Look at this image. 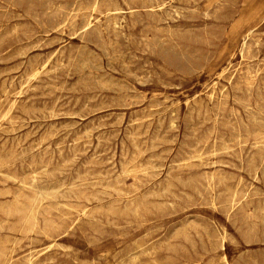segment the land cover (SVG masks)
Returning a JSON list of instances; mask_svg holds the SVG:
<instances>
[{
    "label": "rangeland",
    "instance_id": "rangeland-1",
    "mask_svg": "<svg viewBox=\"0 0 264 264\" xmlns=\"http://www.w3.org/2000/svg\"><path fill=\"white\" fill-rule=\"evenodd\" d=\"M0 28V264H264L227 250L264 245V0H0Z\"/></svg>",
    "mask_w": 264,
    "mask_h": 264
},
{
    "label": "bare ground",
    "instance_id": "bare-ground-1",
    "mask_svg": "<svg viewBox=\"0 0 264 264\" xmlns=\"http://www.w3.org/2000/svg\"><path fill=\"white\" fill-rule=\"evenodd\" d=\"M4 1V0H3ZM15 1V0H14ZM49 1V0H48ZM96 1V0H95ZM128 1H130V0H128ZM243 1V0H242ZM30 2V1H29ZM85 2V1H84ZM200 2H201V0H200ZM15 3V2H14ZM78 3V2H77ZM151 3H153V2H151ZM167 3V2H166ZM231 3V2H230ZM13 4V3H12ZM29 4V3H28ZM51 4V3H50ZM73 4H75V3H73ZM188 4H189V2H188ZM30 5V4H29ZM43 5V4H42ZM48 5H49V3H48ZM72 5V4H71ZM80 5V4H79ZM109 5V4H108ZM108 5H107V7H108ZM22 6V5H21ZM44 6V5H43ZM90 6V5H89ZM110 6V5H109ZM222 6V5H221ZM223 6H226V5H223ZM67 7H69V6H67ZM71 7V6H70ZM70 7H69V9H70ZM106 7V8H107ZM141 7V6H140ZM145 7V6H144ZM152 7V6H151ZM174 7V6H173ZM193 7V6H192ZM89 8V7H88ZM148 8V7H147ZM176 8V7H175ZM47 9V8H46ZM108 9V8H107ZM110 9V8H109ZM6 10H7V8H6ZM71 10V9H70ZM106 10V9H105ZM49 11V10H48ZM97 11V10H96ZM57 12V11H56ZM56 12H54V13H56ZM166 12H168V11H166ZM187 12V11H186ZM23 13V12H22ZM51 13V12H50ZM53 13V14H54ZM63 13V12H62ZM198 13V12H197ZM45 14H46V12H45ZM49 14V13H48ZM52 14V15H53ZM98 14H100V13H98ZM113 14V13H112ZM149 14V13H148ZM151 14V13H150ZM182 14V13H181ZM260 14V13H259ZM64 15H65V13H64ZM101 15V14H100ZM9 16V15H8ZM28 16V15H27ZM170 16V15H169ZM180 16V15H179ZM262 16V15H261ZM92 17V16H91ZM103 17V16H102ZM36 18V17H35ZM18 19V18H17ZM22 19V18H21ZM108 19V18H107ZM173 19V18H172ZM236 19V18H235ZM49 20V19H48ZM152 20V19H151ZM19 21V20H18ZM107 21V20H106ZM161 21V20H160ZM164 21V20H163ZM216 21V20H215ZM219 21V20H218ZM235 21V20H234ZM262 21V20H261ZM82 22H84L83 20H82ZM109 22V21H108ZM111 22V21H110ZM98 23H99V21H98ZM162 23V22H161ZM164 23V22H163ZM162 23V24H163ZM20 24V23H19ZM56 24V23H55ZM100 24V23H99ZM109 24V23H108ZM80 25H82V24H80ZM138 25H139V23H138ZM50 26V25H49ZM114 26V25H113ZM19 27V26H18ZM17 27V28H18ZM28 27H29V25H28ZM53 27V26H52ZM62 27V26H61ZM99 27H100V25H99ZM116 27V26H115ZM208 27V26H207ZM80 28V27H79ZM205 28V27H204ZM214 28H216V27H214ZM1 29V28H0ZM16 28H14V30H15ZM42 29V28H41ZM50 29V28H49ZM95 29V28H94ZM206 29H208V28H206ZM51 30H53V28L51 29ZM96 30V29H95ZM72 31V30H71ZM92 31V30H91ZM106 31V30H105ZM154 31V30H153ZM160 31V30H159ZM163 31H164V29H163ZM168 31V30H167ZM177 31V30H176ZM196 31V30H195ZM204 31V30H203ZM31 32V31H30ZM98 32V31H97ZM155 32H156V30H155ZM170 32V31H169ZM188 32V31H187ZM213 32V31H212ZM224 32H225V30H224ZM60 33V32H59ZM74 33V32H73ZM107 33V32H106ZM157 33V32H156ZM4 34V33H3ZM7 34V33H6ZM46 34V33H45ZM68 34V33H67ZM66 34V35H67ZM101 34V33H100ZM12 35V34H11ZM206 36H207V33L205 34ZM1 36V35H0ZM70 36V35H69ZM169 36H170V34H169ZM181 36V35H180ZM190 36V35H189ZM75 37V36H74ZM98 37H99V35H98ZM109 37V36H108ZM175 37V36H174ZM186 37V36H185ZM194 37V36H193ZM209 37H210V35H209ZM212 37V36H211ZM71 38V37H70ZM95 38V37H94ZM182 38V37H181ZM195 38V37H194ZM1 39V38H0ZM32 39V38H31ZM59 39V38H58ZM62 39V38H61ZM88 39H89V37H88ZM155 39H157V38H155ZM161 39V38H160ZM160 39H158V40H160ZM190 39V38H189ZM196 39V38H195ZM20 40V39H19ZM53 40V39H52ZM94 40V39H93ZM109 40V39H108ZM165 40V39H164ZM168 40V39H167ZM170 40V39H169ZM184 40V39H183ZM182 40V41H183ZM186 40V39H185ZM194 40V39H193ZM3 41V40H2ZM30 41V40H29ZM156 41V40H155ZM154 41V42H155ZM28 42V41H27ZM52 42H55V41H52ZM61 42V41H60ZM63 42V41H62ZM100 42V41H99ZM153 42V43H154ZM197 42V41H196ZM211 42V41H210ZM38 43V42H37ZM55 43H57V41L55 42ZM162 43V42H161ZM166 43V42H165ZM193 43V42H192ZM34 44V43H33ZM38 44H40V43H38ZM46 44V43H45ZM90 44V43H89ZM170 44V43H169ZM156 45H158V44H156ZM206 45V44H205ZM208 45V44H207ZM28 46V45H27ZM100 46V45H99ZM25 47V46H24ZM29 47H30V45H29ZM173 47V46H172ZM96 48V47H95ZM175 48H176V46H175ZM179 48V47H178ZM226 48V47H225ZM45 49H47V46H46V48ZM84 49V48H83ZM172 49V48H171ZM186 49V48H185ZM31 50V49H30ZM29 50V51H30ZM33 50V49H32ZM36 50V49H35ZM169 50V49H168ZM195 50V49H194ZM20 51V50H19ZM185 51V50H184ZM35 52V51H34ZM34 52H32V53H34ZM209 52V51H208ZM246 52V51H245ZM18 53V52H17ZM24 53V52H23ZM32 53H30V54H32ZM179 53V52H178ZM18 54H20V53H18ZM171 54H172V52H171ZM181 54V53H180ZM241 54V53H240ZM247 54V53H246ZM21 55V54H20ZM23 55V54H22ZM39 55V54H38ZM93 55V54H92ZM103 55V54H102ZM30 56V55H29ZM35 56V55H34ZM191 56V55H190ZM206 56V55H205ZM33 57V56H32ZM158 57V56H157ZM173 57V56H172ZM192 57H194V56H192ZM24 58V57H23ZM30 58V57H29ZM34 58V57H33ZM39 58V57H38ZM165 58V57H164ZM195 58V57H194ZM232 58V57H231ZM115 59V58H114ZM203 59V58H202ZM252 59H253V57H252ZM258 59V58H257ZM176 60V59H175ZM184 60H185V58H184ZM242 60V59H241ZM240 60V61H241ZM255 60V59H254ZM2 61V60H1ZM3 61H5V60H3ZM166 61V60H165ZM168 61V60H167ZM177 61V60H176ZM186 61V60H185ZM31 61H29V63H30ZM43 62V61H42ZM95 62V61H94ZM110 62V61H109ZM229 62V61H228ZM228 62H227V64H228ZM163 63V62H162ZM189 63V62H188ZM187 63V64H188ZM80 64V63H79ZM110 64V63H109ZM197 64V63H196ZM22 65V64H21ZM169 65V64H168ZM191 65V64H190ZM189 65V66H190ZM188 66V67H189ZM22 67V66H21ZM30 67H32L31 66V64H30ZM197 67V66H196ZM247 67V66H246ZM110 68V67H109ZM198 68V67H197ZM203 68V67H202ZM114 69V68H113ZM187 69V68H186ZM264 69V68H263ZM101 70V69H100ZM104 70V69H103ZM109 70V69H108ZM184 71H185V69H184ZM262 71V70H261ZM1 72V71H0ZM9 72H10V69H9ZM129 72V71H128ZM186 72V71H185ZM4 73V72H3ZM13 73V72H12ZM221 73V72H220ZM226 73V72H225ZM128 74V73H127ZM155 74V73H154ZM184 74V73H183ZM7 75V74H6ZM133 75V74H132ZM135 75V74H134ZM158 75V74H157ZM189 75V74H188ZM2 76V75H1ZM66 76V75H65ZM101 77V76H100ZM105 77V76H104ZM113 77V76H112ZM148 77V76H147ZM248 77V76H247ZM250 77V76H249ZM61 78V77H60ZM67 78V77H66ZM102 78V77H101ZM100 78V79H101ZM146 78V77H145ZM245 78V77H244ZM8 79V78H7ZM48 79V78H47ZM111 79V78H110ZM115 79V78H114ZM138 79V78H137ZM152 79V78H151ZM50 80V79H49ZM97 80V79H96ZM95 80V81H96ZM250 80V79H249ZM254 80V79H253ZM157 81V80H156ZM219 81V80H218ZM246 81V80H245ZM12 82V81H11ZM108 82V81H107ZM93 83V82H92ZM119 83V82H118ZM126 83V82H125ZM160 83H162L161 81H160ZM214 83V82H213ZM127 84V83H126ZM171 84V83H170ZM238 84V83H237ZM262 84H263V82H262ZM26 85V84H25ZM97 85V84H96ZM101 85V84H100ZM118 85V84H117ZM163 85V84H162ZM175 85V84H174ZM229 85V84H228ZM256 85V84H255ZM5 86V85H4ZM24 86V85H23ZM164 87V86H163ZM175 87V86H174ZM236 87V86H235ZM248 87V86H247ZM257 87V86H256ZM2 88V87H1ZM10 88V87H9ZM14 88H16V87H14ZM21 88V87H20ZM55 88V87H54ZM99 88H100V86H99ZM104 88V87H103ZM224 88V87H223ZM245 88H246V86H245ZM13 89V88H12ZM22 89V88H21ZM31 89H33V88H31ZM111 89V88H110ZM120 89H121V87H120ZM127 89V88H126ZM130 89V88H129ZM258 89V88H257ZM67 90V89H66ZM121 90H123V89H121ZM250 90V89H249ZM101 91V90H100ZM129 91H131V90H129ZM236 91V90H235ZM239 91V90H238ZM18 92V91H17ZM16 92V93H17ZM117 92V91H116ZM220 92V91H219ZM234 92V91H233ZM237 92V91H236ZM260 92V91H259ZM112 93V92H111ZM119 93V92H118ZM248 93V92H247ZM115 94V93H114ZM221 94V93H220ZM18 95V94H17ZM17 95H15V96H17ZM23 95V94H22ZM255 95V94H254ZM198 96V95H197ZM4 97V96H3ZM111 97V96H110ZM191 97H193V96H191ZM209 97V96H208ZM256 97H258V96H256ZM259 97H261V96H259ZM13 98V97H12ZM109 98V97H108ZM114 98V97H113ZM118 98V97H117ZM127 98V97H126ZM167 98V97H166ZM196 98V97H195ZM194 98V99H195ZM134 99H136V98H134ZM164 99V98H163ZM262 99V98H261ZM14 100H16V99H14ZM77 100V99H76ZM101 100V99H100ZM167 100V99H166ZM189 100V99H188ZM208 100V99H207ZM222 100V99H221ZM263 100V99H262ZM89 101V100H88ZM104 101V100H103ZM121 101V100H120ZM231 101V100H230ZM91 102V101H90ZM110 102V101H109ZM123 102V101H122ZM129 102V101H128ZM138 102V101H137ZM168 102V101H167ZM187 102V101H186ZM210 102V101H209ZM16 103V102H15ZM184 103V102H183ZM188 103V102H187ZM186 103V104H187ZM242 103V102H241ZM261 103V102H260ZM110 104V103H109ZM176 104V103H175ZM101 105H102V103H101ZM106 105V104H105ZM125 105V104H124ZM136 105V104H135ZM134 105V106H135ZM148 105H149V103H148ZM152 105H154V104H152ZM226 105V104H225ZM229 105V104H228ZM244 105V104H243ZM1 106V105H0ZM173 106V105H172ZM214 106V105H213ZM247 106V105H246ZM74 107V106H73ZM99 107H101V106H99ZM105 107V106H104ZM103 107V108H104ZM125 107V106H124ZM144 107V106H143ZM212 107V106H211ZM215 107V106H214ZM97 108V107H96ZM243 108V107H242ZM257 108V107H256ZM259 108V107H258ZM257 108V109H258ZM89 109V108H88ZM112 109V108H111ZM205 109H206V107H205ZM211 109V108H210ZM246 109V108H245ZM261 109V108H260ZM262 109H264V108H262ZM107 110V109H106ZM145 110V109H144ZM169 110V109H168ZM201 110V109H200ZM213 110H215V109H213ZM218 110V109H217ZM85 111V110H84ZM105 111V110H104ZM112 111V110H111ZM149 111V110H148ZM260 111V110H259ZM87 112V111H86ZM176 112H178V111H176ZM197 112V111H196ZM239 112V111H238ZM158 113V112H157ZM193 113V112H192ZM206 113V112H205ZM208 113V112H207ZM206 113V114H207ZM222 113V112H221ZM262 113V112H261ZM46 114H48V112L46 113ZM74 114V113H73ZM95 114V113H94ZM43 115V114H42ZM79 115V114H78ZM83 115V114H82ZM107 115V114H106ZM205 115V114H204ZM250 115V114H249ZM68 116V115H67ZM101 116V115H100ZM128 116V115H127ZM176 116V115H175ZM197 116V115H196ZM254 116V115H253ZM26 117V116H25ZM28 117V116H27ZM99 117V116H98ZM106 117V116H105ZM166 117V116H165ZM198 117V116H197ZM197 117H196V119H197ZM228 117V116H227ZM37 118V117H36ZM215 118V117H214ZM38 119V118H37ZM43 119V118H42ZM89 119V118H88ZM96 119V118H95ZM98 119V118H97ZM106 119V118H105ZM110 119V118H109ZM135 119V118H134ZM177 119V118H176ZM203 119V118H202ZM220 119V118H219ZM223 119V118H222ZM241 119V118H240ZM253 119H254V117H253ZM107 120V119H106ZM179 120V119H178ZM246 120V119H245ZM248 120V119H247ZM252 120V119H251ZM38 121V120H37ZM47 121V120H46ZM100 121H101V119H100ZM131 121V120H130ZM141 121V120H140ZM254 121H256V120H254ZM39 122V121H38ZM90 122V121H89ZM118 122V121H117ZM121 122V121H120ZM119 122V123H120ZM241 122H242V120H241ZM248 122V121H247ZM113 123V122H112ZM116 123V122H115ZM115 123H113L114 125H115ZM118 123V124H119ZM149 123V122H148ZM215 123H216V121H215ZM250 123H252V122H250ZM255 123V122H254ZM73 124H75L74 122L72 123V125ZM77 124H78V122H77ZM109 124V123H108ZM135 124H137V123H135ZM143 124V123H142ZM171 124V123H170ZM175 124V123H174ZM241 124V123H240ZM245 124V123H244ZM256 124V123H255ZM82 125V124H81ZM148 125V124H147ZM228 125H230V124H228ZM259 125V124H258ZM261 125V124H260ZM16 126V125H15ZM49 126H50V124H49ZM92 126V125H91ZM124 126V125H123ZM143 126V125H142ZM182 126V125H181ZM180 125H179V127H181ZM63 127V126H62ZM62 127H61V129H62ZM73 127V126H72ZM76 127V126H75ZM83 127V126H82ZM128 127H130V126H128ZM172 127V126H171ZM218 127H219V125H218ZM232 127V126H231ZM247 127V126H246ZM68 128H70L69 126H68ZM79 128V127H78ZM81 128V127H80ZM91 128V127H90ZM137 128V127H136ZM174 128V127H173ZM213 128V127H212ZM225 128V127H224ZM248 128V127H247ZM255 128V127H254ZM89 129V128H88ZM92 129V128H91ZM139 129V128H138ZM175 129V128H174ZM44 130V129H43ZM59 130V129H58ZM70 130V129H69ZM73 130V129H72ZM86 130V129H85ZM127 130V129H126ZM140 130V129H139ZM164 130V129H163ZM178 130V129H177ZM232 130V129H231ZM245 130H247V131H249L248 129H245ZM11 131V130H10ZM75 131V130H74ZM162 131V130H161ZM207 131V130H206ZM50 132V131H49ZM65 132V131H64ZM83 132V131H82ZM167 132H169V131H167ZM213 132V131H212ZM254 132V131H253ZM262 132H264V131H262ZM34 133H35V131H34ZM62 133V132H61ZM114 133V132H113ZM127 133V132H126ZM125 133V134H126ZM258 133V132H257ZM84 134H85V132H84ZM115 134V133H114ZM114 134H112V135H114ZM193 134V133H192ZM16 135V134H15ZM67 135H69V134H67ZM90 135V134H89ZM117 135V134H116ZM121 135V134H120ZM155 135V134H154ZM186 135V134H185ZM234 135H236V134H234ZM259 135V134H258ZM263 135V134H262ZM261 135V136H262ZM6 136V135H5ZM10 136V135H9ZM20 136V135H19ZM76 136H78L77 134H76ZM75 136V137H76ZM81 136V135H80ZM83 136V135H82ZM91 136V135H90ZM96 136H98V134L96 135ZM242 136V135H241ZM260 136V135H259ZM260 136V137H261ZM108 137V136H107ZM134 137H136V136H134ZM155 137V136H154ZM158 137V136H157ZM162 137V136H161ZM181 137V136H180ZM239 137V136H238ZM59 138V137H58ZM62 138H63V136H62ZM67 138V137H66ZM79 138V137H78ZM81 138V137H80ZM87 138V137H86ZM85 138V139H86ZM122 138V137H121ZM196 138V137H195ZM245 138V137H244ZM124 139H126V138H124ZM133 139V138H132ZM173 139V138H172ZM175 139V138H174ZM234 139V138H233ZM246 139V138H245ZM72 140H74V139H72ZM137 140V139H136ZM156 140H157V138H156ZM159 140V139H158ZM183 140H184V138H183ZM194 140V139H193ZM228 140V139H227ZM79 141V140H78ZM81 141V140H80ZM84 141V140H83ZM123 141H125V140H123ZM129 141V140H128ZM160 141V140H159ZM166 141V140H165ZM173 141V140H172ZM220 141V140H219ZM63 142V141H62ZM103 142V141H102ZM108 142V141H107ZM137 142V141H136ZM135 142V143H136ZM171 142V141H170ZM236 142H238V140H236ZM264 142V141H263ZM23 143V142H22ZM31 143H33V142H31ZM75 143H77L76 141H75ZM87 143V142H86ZM222 143V142H221ZM224 143V142H223ZM227 143H228V141H227ZM231 143V142H230ZM229 143V144H230ZM261 143V142H260ZM58 144V143H57ZM69 144H71V143H69ZM85 144V143H84ZM96 144V143H95ZM116 144V143H115ZM129 144H130V142H129ZM181 144H183V143H181ZM181 144H180V146H181ZM74 145V144H73ZM87 145V144H86ZM138 145V144H137ZM176 145V144H175ZM233 145V144H232ZM56 146V145H55ZM59 146V145H58ZM63 146H65V145H63ZM87 146H89V145H87ZM100 146V145H99ZM133 146V145H132ZM131 146V147H132ZM142 146V145H141ZM184 146V145H183ZM61 147V146H60ZM186 147V146H185ZM213 147V146H212ZM225 147V146H224ZM223 147V148H224ZM239 147V146H238ZM25 148V147H24ZM37 148V147H36ZM75 148V147H74ZM129 148V147H128ZM135 148V147H134ZM73 149V148H72ZM84 149V148H83ZM111 149V148H110ZM133 149V148H132ZM139 149V148H138ZM191 149V148H190ZM263 149V148H262ZM35 150V149H34ZM90 150V149H89ZM127 149H125V151H126ZM135 150V149H134ZM192 150V149H191ZM213 150V149H212ZM211 150V151H212ZM232 150H234V149H232ZM58 151H60V150H58ZM72 151V150H71ZM83 151V150H82ZM81 151V152H82ZM137 151V150H136ZM146 151H147V149H146ZM219 151V150H218ZM121 152H122V149H121ZM149 152V151H148ZM148 152H146V153H148ZM208 152V151H207ZM43 153V152H42ZM53 153V152H52ZM61 153V152H60ZM77 153V152H76ZM83 153V152H82ZM128 153V152H127ZM133 153V152H132ZM131 153V154H132ZM177 153V152H176ZM204 153V152H203ZM57 154V153H56ZM119 154V153H118ZM122 154V153H121ZM135 154V153H134ZM93 155V154H92ZM97 155H99V154H97ZM96 155V156H97ZM140 155H142V154H140ZM144 155V154H143ZM191 155V154H190ZM39 156V155H38ZM58 156V158L61 156H59V155H57ZM73 156V155H72ZM151 156V155H150ZM234 156V155H233ZM44 157V156H43ZM94 157H95V154H94ZM234 157H236V156H234ZM246 157V156H245ZM245 157H243V158H245ZM250 157V156H249ZM24 158H25V156H24ZM41 158V157H40ZM51 158V157H50ZM61 158V157H60ZM72 158H74V157H72ZM124 158V157H123ZM130 158V157H129ZM152 158V157H151ZM189 158V157H188ZM262 158V157H261ZM90 159H92V158H90ZM160 159H161V157H160ZM210 159H211V157H210ZM233 159V158H232ZM13 160V159H12ZM31 160V159H30ZM71 160V159H70ZM89 160V159H88ZM87 160V161H88ZM95 160H96V158H95ZM102 160V159H101ZM20 161V160H19ZM41 161V160H40ZM72 161H73V159H72ZM119 161V160H118ZM159 161V160H158ZM250 161V160H249ZM259 161H261V159L259 160ZM12 162V161H11ZM14 162H16V161H14ZM30 162V161H29ZM50 162V161H49ZM149 162V161H148ZM151 162V161H150ZM65 163V162H64ZM80 163V162H79ZM102 163V162H101ZM216 163V162H215ZM245 163V162H244ZM19 164H20V162H19ZM40 164V163H39ZM56 164V163H55ZM66 164V163H65ZM213 164V163H212ZM211 164V165H212ZM224 164V163H223ZM260 164V163H259ZM14 165V164H13ZM29 165H30V163H29ZM49 165V164H48ZM69 165V164H68ZM71 165V164H70ZM118 165V164H117ZM120 165V164H119ZM140 165V164H139ZM247 165V164H246ZM44 166H47V165H44ZM60 166V165H59ZM74 166V165H73ZM83 166V165H82ZM93 166V165H92ZM161 166V165H160ZM219 166V165H218ZM224 166V165H223ZM232 166V165H231ZM253 166V165H252ZM13 167V166H12ZM21 167V166H20ZM61 167V166H60ZM62 167H64V165L62 166ZM104 167V166H103ZM120 167V166H119ZM139 167V166H138ZM142 167V166H141ZM146 167H148V166H146ZM212 167V166H211ZM214 167V166H213ZM221 167V166H220ZM242 167V166H241ZM233 168H234V166H233ZM249 168V167H248ZM254 168V167H253ZM27 169V168H26ZM44 169V168H43ZM54 169V168H53ZM53 169H51V170H53ZM62 169V168H61ZM84 169V168H83ZM46 170H47V168H46ZM60 170V169H59ZM121 170V169H120ZM218 170V169H217ZM223 170V169H222ZM261 170V169H260ZM248 171H249V169H248ZM62 172V171H61ZM122 172V171H121ZM145 172V171H144ZM175 172V171H174ZM215 172V171H214ZM222 172V171H221ZM244 172H245V170H244ZM256 172V171H255ZM39 173H40V170H39ZM74 173V172H73ZM106 173V172H105ZM104 173V174H105ZM204 173V172H203ZM219 173V172H218ZM225 173V172H224ZM254 173V172H253ZM261 173H262V171H261ZM29 174V173H28ZM35 174H36V172H35ZM55 173H53V175H54ZM76 174V173H75ZM87 174V173H86ZM120 174H122V173H120ZM143 174V173H142ZM150 174V173H149ZM148 174V175H149ZM211 174V173H210ZM216 174V173H215ZM227 174V173H226ZM32 175H33V173H32ZM49 175V174H48ZM207 175V174H206ZM224 175V174H223ZM232 175V174H231ZM254 175V174H253ZM257 175V174H256ZM24 176H25V174H24ZM43 176V175H42ZM46 176V175H45ZM52 176V175H51ZM87 176H89V175H87ZM92 176V175H91ZM99 176V175H98ZM143 176H144V174H143ZM146 176V175H145ZM155 176V175H154ZM202 176H204V175H202ZM261 176V175H260ZM6 177V176H5ZM37 177V176H36ZM39 177V176H38ZM53 177V176H52ZM61 177V176H60ZM93 177V176H92ZM91 177V178H92ZM104 177V176H103ZM169 177V176H168ZM191 177V176H190ZM201 177V176H200ZM220 177H221V175H220ZM229 177V176H228ZM234 177V176H233ZM249 177V176H248ZM255 177V176H254ZM9 178V177H8ZM47 178V177H46ZM115 178V177H114ZM188 178V177H187ZM192 178V177H191ZM224 178H225V176H224ZM263 178V177H262ZM33 179H34V177H33ZM64 179V178H63ZM141 179V178H140ZM165 179V178H164ZM178 179H179V177H178ZM199 179V178H198ZM220 179V178H219ZM223 179V178H222ZM222 179H220V180H222ZM227 180H228V178H226ZM10 180V179H9ZM8 180V181H9ZM62 180V179H61ZM189 180V179H188ZM194 180V179H193ZM210 180V179H209ZM215 180V179H214ZM226 180V181H227ZM250 180H252V179H250ZM22 181H23V179H22ZM34 181V180H33ZM39 181V180H38ZM64 181V180H63ZM73 181H78V180H74L73 179ZM168 181V180H167ZM208 181V180H207ZM223 181V180H222ZM222 181H221V183H222ZM225 181V180H224ZM223 181V182H224ZM229 181V180H228ZM244 181V180H243ZM14 182V181H13ZM40 182V181H39ZM42 182V181H41ZM71 182V181H70ZM123 182V181H122ZM127 182H128V180H127ZM212 182H213V180H212ZM1 183V182H0ZM22 183H24V181L22 182ZM60 183V182H59ZM87 183V182H86ZM107 183V182H106ZM117 183V182H116ZM126 183V182H125ZM147 183V182H146ZM218 183V182H217ZM250 183V182H249ZM30 184H33V183H30ZM36 184H37V182H36ZM39 184V183H38ZM119 184V183H118ZM122 184V183H121ZM157 184V183H156ZM198 184V183H197ZM200 184V183H199ZM206 184V183H205ZM209 184H210V182H209ZM222 184H224V183H222ZM72 185V184H71ZM120 185V184H119ZM126 185V184H125ZM125 185H124V187H125ZM158 185V184H157ZM217 185V184H216ZM225 185V184H224ZM258 185H259V183H258ZM9 186V185H8ZM21 186V185H20ZM41 186V185H40ZM45 186V185H44ZM142 186H143V184H142ZM152 186V185H151ZM208 186V185H207ZM221 186V185H220ZM225 186H227V185H225ZM235 186V185H234ZM254 186V185H253ZM263 186V185H262ZM189 187V186H188ZM224 187V186H223ZM244 187V186H243ZM27 188V187H26ZM78 188V187H77ZM157 188H158V186H157ZM195 188V187H194ZM204 188V187H203ZM207 188V187H206ZM209 188V187H208ZM234 188V187H233ZM24 189H25V186H24ZM35 189V188H34ZM50 189V188H49ZM184 189V188H183ZM202 189V188H201ZM211 189V188H210ZM215 189V188H214ZM235 189V188H234ZM33 190V189H32ZM230 190V189H229ZM241 190V189H240ZM264 190V189H263ZM6 191H8V189H6ZM34 191H36V190H34ZM114 191V190H113ZM194 191V190H193ZM206 191V190H205ZM236 191V190H235ZM239 191V190H238ZM242 191V190H241ZM19 192V191H18ZM39 192H40V190H39ZM43 192V191H42ZM67 192V191H66ZM69 192V191H68ZM72 192V191H71ZM70 192V193H71ZM234 192V191H233ZM261 192V191H260ZM6 193V192H5ZM48 193V192H47ZM84 193H85V191H84ZM119 193H120V190H119ZM161 193H163V192H161ZM199 193V192H198ZM221 193V192H220ZM230 193V192H229ZM236 193V192H235ZM253 194L255 193V192H252ZM7 194H8V192H7ZM41 194V193H40ZM53 194V193H52ZM65 194V193H64ZM72 194V193H71ZM70 194V195H71ZM81 194V193H80ZM185 194V193H184ZM208 194V193H207ZM214 194V193H213ZM241 194H243L242 192H241ZM241 194L239 195V196H241ZM252 194V195H253ZM39 195V194H38ZM73 195H74V193H73ZM209 195V194H208ZM221 195V194H220ZM237 195V194H236ZM244 195H246L245 193H244ZM249 195V194H248ZM256 195V194H255ZM263 195V194H262ZM50 196V195H49ZM170 196V195H169ZM183 196V195H182ZM211 196V195H210ZM227 196H231V195H227ZM243 196V195H242ZM257 196V195H256ZM51 197V196H50ZM61 197V196H60ZM70 197V196H69ZM188 197V196H187ZM222 197H223V195H222ZM262 197V196H261ZM36 198H37V196H36ZM41 198V197H40ZM45 198V197H44ZM83 198H85V197H83ZM146 198V197H145ZM185 198V197H184ZM188 198H190V197H188ZM202 198V197H201ZM232 198V197H231ZM42 199V198H41ZM46 199V198H45ZM60 199V198H59ZM63 199V198H62ZM70 199V198H69ZM172 199V198H171ZM217 199V198H216ZM64 200H65V198H64ZM68 200V199H67ZM71 200V199H70ZM213 200V199H212ZM243 200H244V198H243ZM259 200V199H258ZM85 201H86V199H85ZM190 201H191V198H190ZM230 201H232L231 199H230ZM40 202V201H39ZM89 202V201H88ZM88 202H87V204H88ZM216 202V201H215ZM245 202V201H244ZM258 202V201H257ZM35 203V202H34ZM66 203H67V201H66ZM227 203V202H226ZM232 203V202H231ZM235 203V202H234ZM35 204H37V203H35ZM90 204V203H89ZM125 204V203H124ZM214 204V203H213ZM236 204V203H235ZM260 203H258V205H259ZM49 205V204H48ZM69 205V204H68ZM81 205V204H80ZM132 205V204H131ZM148 205V204H147ZM173 205H174V203H173ZM172 205V206H173ZM224 205H225V203H224ZM239 205V204H238ZM245 205V204H244ZM49 206H51V205H49ZM62 206V205H61ZM83 206V205H82ZM169 206V205H168ZM171 206V207H172ZM212 206V205H211ZM228 206V205H227ZM246 206V205H245ZM260 206V205H259ZM263 206V205H262ZM59 207V206H58ZM64 207V206H63ZM70 207V206H69ZM72 207V206H71ZM214 207V206H213ZM236 207V206H235ZM8 208V207H7ZM43 208V207H42ZM52 208V207H51ZM68 208V207H67ZM234 208V207H233ZM263 208V207H262ZM79 209V208H78ZM88 209V208H87ZM86 209V210H87ZM126 209V208H125ZM130 209V208H129ZM137 209H138V207H137ZM194 209V208H193ZM212 209V208H211ZM219 209V208H218ZM31 210V209H30ZM29 210V211H30ZM213 210V209H212ZM244 210V209H243ZM46 211V210H45ZM57 211V210H56ZM110 211V210H109ZM124 211V210H123ZM126 211V210H125ZM237 211V210H236ZM241 211V210H240ZM247 211V210H246ZM85 212V211H84ZM222 212V211H221ZM231 212V211H230ZM7 213H8V210H7ZM236 213V212H235ZM244 213V212H243ZM247 213H249L248 211H247ZM261 213H263V212H261ZM260 213V214H261ZM36 214V213H35ZM38 214V213H37ZM28 215V214H27ZM29 215H31L30 213H29ZM28 215V216H29ZM45 215V214H44ZM82 215V214H81ZM236 215H237V213H236ZM241 215V214H240ZM239 215V216H240ZM43 216V215H42ZM63 216V215H62ZM61 216V217H62ZM262 216V215H261ZM27 217V216H26ZM34 217V216H33ZM64 217V216H63ZM226 217V216H225ZM230 217V216H229ZM6 218H7V216H6ZM87 218V217H86ZM231 218H233L232 216H231ZM231 218H229L230 220H231ZM237 218V217H236ZM246 218V217H245ZM263 218V217H262ZM61 219V218H60ZM97 219V218H96ZM240 219V218H239ZM28 220V219H27ZM26 220V221H27ZM32 220V219H31ZM34 220V219H33ZM41 220H42V218H41ZM88 220H90V219H88ZM37 221V220H36ZM51 221V220H50ZM98 221V220H97ZM233 221H235V220H233ZM241 221V220H240ZM257 221V220H256ZM262 221V220H261ZM24 222V221H23ZM28 222V221H27ZM34 222V221H33ZM42 222H43V220H42ZM98 222H100V221H98ZM103 222V221H102ZM115 222V221H114ZM236 222V221H235ZM245 222V221H244ZM38 223V222H37ZM49 223V222H48ZM47 223V224H48ZM70 223V222H69ZM190 223H192V222H190ZM240 223V222H239ZM246 223V222H245ZM25 224V223H24ZM107 224V223H106ZM231 224H233V222L231 223ZM264 224V223H263ZM34 225V224H33ZM39 225V224H38ZM42 225V224H41ZM112 225H113V223H112ZM170 225V224H169ZM245 225V224H244ZM258 225V224H257ZM35 226V225H34ZM186 226H188L187 224H186ZM232 226V225H231ZM234 226H235V223H234ZM31 227H33V226H31ZM45 227V226H44ZM196 227V226H195ZM216 227V226H215ZM241 227V226H240ZM197 228V227H196ZM202 228V227H201ZM252 228V227H251ZM256 228H257V226H256ZM1 229V228H0ZM23 229V228H22ZM24 229H26V228H24ZM28 229V228H27ZM179 229V228H178ZM199 229H200V227H199ZM234 229V228H233ZM238 229V228H237ZM33 230V229H32ZM48 230V229H47ZM50 230V229H49ZM176 230V229H175ZM203 230V229H202ZM239 230V229H238ZM253 230V229H252ZM264 230V229H263ZM3 231V230H2ZM21 231H23V230H21ZM25 231V230H24ZM27 231V230H26ZM205 231V230H204ZM248 231H249V229H248ZM104 232H107V231H104ZM180 232V231H179ZM184 232V231H183ZM255 234H257L255 231H253ZM11 233V232H10ZM19 233V232H18ZM23 233V232H22ZM204 233V232H203ZM219 233V232H218ZM238 233V232H237ZM184 234H186V233H184ZM206 234V233H205ZM243 234V233H242ZM241 234V235H242ZM18 235V234H17ZM12 236V235H11ZM19 236V235H18ZM179 236V235H178ZM183 236V235H182ZM196 236V235H195ZM249 236V235H248ZM198 237V236H197ZM223 237V236H222ZM177 238V237H176ZM184 238V237H183ZM241 238V237H240ZM262 238V237H261ZM186 239V238H185ZM223 239V238H222ZM4 240V239H3ZM12 240V239H11ZM198 240H200V239H198ZM224 240V239H223ZM248 240V239H247ZM21 241V240H20ZM255 241V240H254ZM257 241V240H256ZM255 241V242H256ZM1 242V241H0ZM13 242V241H12ZM164 242V241H163ZM7 243V242H6ZM191 243V242H190ZM2 244V243H1ZM21 244V243H20ZM166 244V243H165ZM257 244V243H256ZM17 245V244H16ZM236 245V244H235ZM234 245V246H235ZM247 245H248V243H247ZM7 246H8V244H7ZM19 246V245H18ZM238 246V245H237ZM1 247L3 248V246L1 245ZM199 249H201V248H199ZM209 249V248H208ZM262 249V248H261ZM4 250V249H3ZM14 250V249H13ZM18 250H20V249H18ZM1 251V250H0ZM14 252V251H13ZM264 252V251H263ZM8 253V252H7ZM241 255V254H240ZM239 255V256H240ZM149 257V256H148ZM260 257V256H259ZM34 259V258H33ZM25 260H26V258H25ZM24 260V261H25ZM29 260V259H28ZM242 260V259H241ZM6 262V261H5ZM27 262V261H26ZM165 262V261H164ZM157 263V262H156ZM262 264V263H261Z\"/></svg>",
    "mask_w": 264,
    "mask_h": 264
},
{
    "label": "crops",
    "instance_id": "crops-1",
    "mask_svg": "<svg viewBox=\"0 0 264 264\" xmlns=\"http://www.w3.org/2000/svg\"><path fill=\"white\" fill-rule=\"evenodd\" d=\"M262 248V249H261ZM232 249H234V251H236L235 252V254L232 252L231 253V256L229 257V260L231 259V261L233 260V257H240L241 255H244L243 253L247 250V249H250V250H254L257 254H258V252L260 253V254H262V252L264 251V245H259V244H257V245H254V246H250V247H244V246H241L240 247V245L237 247L236 245L234 246V245H228V247H227V250L229 251H231ZM241 254V255H240ZM240 255V256H239ZM238 261H239V258H238Z\"/></svg>",
    "mask_w": 264,
    "mask_h": 264
}]
</instances>
